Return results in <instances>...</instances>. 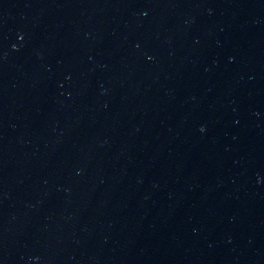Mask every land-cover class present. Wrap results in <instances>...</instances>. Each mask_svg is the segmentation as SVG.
Segmentation results:
<instances>
[{
  "label": "water",
  "instance_id": "95a60500",
  "mask_svg": "<svg viewBox=\"0 0 264 264\" xmlns=\"http://www.w3.org/2000/svg\"><path fill=\"white\" fill-rule=\"evenodd\" d=\"M0 264H264V0H0Z\"/></svg>",
  "mask_w": 264,
  "mask_h": 264
}]
</instances>
